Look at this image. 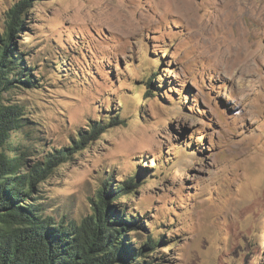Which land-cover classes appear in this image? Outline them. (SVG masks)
<instances>
[{"label":"rangeland","instance_id":"obj_1","mask_svg":"<svg viewBox=\"0 0 264 264\" xmlns=\"http://www.w3.org/2000/svg\"><path fill=\"white\" fill-rule=\"evenodd\" d=\"M25 20L40 85L4 101L33 107L27 164L109 126L43 184L47 212L81 223L108 175L135 177L125 232L166 239L147 262L264 264V0H33Z\"/></svg>","mask_w":264,"mask_h":264},{"label":"trees","instance_id":"obj_2","mask_svg":"<svg viewBox=\"0 0 264 264\" xmlns=\"http://www.w3.org/2000/svg\"><path fill=\"white\" fill-rule=\"evenodd\" d=\"M32 1H15L8 8L0 44V264H151L148 258L154 257L159 243L166 241L164 235L158 238L151 234L139 243L125 232L141 225L140 218L122 213L121 198L134 191L135 177L115 183L108 175L92 214L81 223L47 212L54 210H47V202L40 197L43 184L55 169L99 138L108 125L90 124L88 131L79 132L73 146L44 154L32 165L27 164L30 147L22 149L13 140L14 133L30 127L28 115L33 107L17 101L6 103L4 94L21 90L22 84L40 85L32 72L33 64L25 60L16 44ZM156 74L148 77L150 93L155 88ZM123 122L117 115L110 125ZM35 195V202L29 203Z\"/></svg>","mask_w":264,"mask_h":264}]
</instances>
